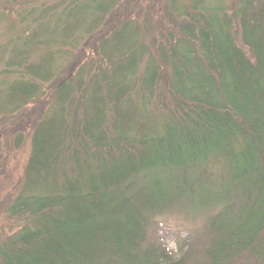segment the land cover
<instances>
[{
    "label": "trees",
    "instance_id": "1",
    "mask_svg": "<svg viewBox=\"0 0 264 264\" xmlns=\"http://www.w3.org/2000/svg\"><path fill=\"white\" fill-rule=\"evenodd\" d=\"M155 1L35 8L0 52L3 80L22 79L0 80L4 114L80 42L105 63L55 87L0 264H264V0H160L159 28Z\"/></svg>",
    "mask_w": 264,
    "mask_h": 264
},
{
    "label": "rangeland",
    "instance_id": "2",
    "mask_svg": "<svg viewBox=\"0 0 264 264\" xmlns=\"http://www.w3.org/2000/svg\"><path fill=\"white\" fill-rule=\"evenodd\" d=\"M13 1L15 2H10L8 6H5L4 4L0 5V52L6 51L7 49L9 50L14 46L10 39L14 32H18V36H23V40H20L24 42L26 35L31 33V29L35 27V25H33V27L26 26L24 24L25 19L28 18L29 14L33 13L32 11L35 10V8L43 9V7H46L45 9H53L55 10L54 12H60L63 8L67 7L70 2V0ZM159 1L160 0L155 1V11L150 10L152 15L154 14L152 24L154 27L157 26L156 28H159L158 26L160 25L161 20V18L158 17V10H160L159 7L161 8V5H156V3L159 4ZM26 27H28V31ZM236 39L239 44L238 36ZM87 42L88 44L86 47L83 46L84 42H80V44L77 46L76 52L73 51L71 53L72 57H74V55L78 57V62L73 63L75 67L69 68L70 63L62 62H60V64L59 62L56 63V65L59 64V68L57 70H52L55 64L51 65L50 67L48 66V68H46L48 73L46 78L47 80H45V82H40L37 80L30 81L36 93L30 97L29 100L26 99L25 101H22L16 106L12 107L10 114H4L0 112V238H4L9 233L16 231L22 223V217L16 218L9 216L6 211V207L8 206L9 201L18 195V191L23 182L22 177L27 166L29 155L31 153L30 140L34 128L42 122L52 119L51 114L54 112V107L52 105V94L55 91V87H57L59 84L66 85L68 79L74 81L76 76L80 73V66L83 64L84 65L81 67V69L84 72L82 76H84L85 79H90L95 71L98 72V70L95 69L98 68L97 65L105 68V63H101V59L94 57L92 58L90 55L91 47L93 46L94 42ZM19 46L21 47V44H19ZM68 49L69 47L65 50ZM52 51L54 52V49L50 48L47 50L46 48L44 52L38 51V54L42 52L45 55H51L53 53ZM28 60V66L36 65L39 62V56L32 58L30 57ZM1 68L4 67L0 66V69ZM68 75H70V78L67 79ZM4 76L5 80H3V77H1L0 74V80H3L4 83L3 86H7V84H10V82L12 83L16 81H22L20 77L10 75L7 72L4 73ZM1 108H3V106H0V109ZM49 115L51 116L49 119H47ZM171 215L172 216L170 217L162 218L164 219L163 222L165 223V226L163 225L162 228H164L166 234L173 235L176 232H180V235H185L184 227L178 224V217L174 214ZM194 228L195 227L192 226L185 229H189V231H191ZM168 245L173 249L174 252L176 251L175 243L169 242Z\"/></svg>",
    "mask_w": 264,
    "mask_h": 264
}]
</instances>
